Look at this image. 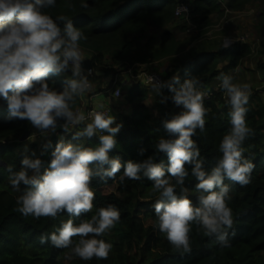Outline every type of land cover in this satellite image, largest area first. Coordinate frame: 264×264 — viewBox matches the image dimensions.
<instances>
[{
	"label": "clouds",
	"instance_id": "1",
	"mask_svg": "<svg viewBox=\"0 0 264 264\" xmlns=\"http://www.w3.org/2000/svg\"><path fill=\"white\" fill-rule=\"evenodd\" d=\"M56 4L57 0H0V98L7 102L9 118L26 119L44 136L57 129H75L73 139L77 141L61 138L47 163L33 152L22 158L18 170L8 166V184L19 193L16 210L35 219H55L66 213L68 218L54 226V231L40 234V243L66 249V259H107L113 244L105 237L120 221L119 208L108 204L96 208L90 218H79L93 210V178H114L123 169L121 183L126 178L152 181V191L159 194L153 204L154 227L173 250L181 254L192 251L190 234L194 225L220 247H229L234 216L229 206L230 185L225 181L247 185L254 167L244 156L243 147L250 132L246 122L250 85L234 83L232 74L221 73L218 77L219 87L227 97L231 127L219 142L221 155L215 166L206 170L193 139L197 130H205L208 111L204 106L207 93L201 90L200 78L183 82L178 75L162 82L152 78L151 87L162 96L161 103L168 100L162 93L167 88L173 94L171 100L181 109L164 121L168 135L155 142L156 150L166 154L167 162H157L152 156L142 161H123L119 155H110L122 127L115 124L111 109L100 104V110L85 114L74 107L77 99L92 88V70L85 74L82 68L85 57L81 41L87 36L67 15L54 16L49 11ZM81 7L87 8L88 0H81ZM233 42L224 36L221 47L228 48ZM69 71L71 75L65 76L62 90L49 85V75ZM94 135L99 139L94 146L81 142ZM49 147L50 141L43 145L42 154ZM189 167L197 181L194 187L199 196L195 203L184 187ZM22 184L28 187L21 190Z\"/></svg>",
	"mask_w": 264,
	"mask_h": 264
},
{
	"label": "trees",
	"instance_id": "2",
	"mask_svg": "<svg viewBox=\"0 0 264 264\" xmlns=\"http://www.w3.org/2000/svg\"><path fill=\"white\" fill-rule=\"evenodd\" d=\"M264 0H228L226 6L233 10H240L246 5ZM186 3L191 8V21L200 29L210 26V16L223 12L221 4L215 0H88V7H81V0H57L56 7L49 9L55 16L67 15L73 24L87 36L81 41L82 50L91 56L84 62V67L93 69L96 73L97 92L107 90L98 84L102 75L109 77L116 71H111L115 65L126 64L128 67L151 65L163 59H170L171 70L164 74V81L178 75L180 79L199 77L202 90L212 92L210 100L204 99V106L208 109L205 130H197L193 139L200 149V159L206 170L215 166L220 152L218 145L222 137L229 130V107L224 104L223 91L218 92L214 85H219L218 77L221 73L230 74L242 59L251 54L248 44H233L228 48L214 47L212 43H204L191 49L185 60H178L180 42L169 31L176 18L175 12L179 4ZM264 21V13L261 14ZM150 29L163 31L160 43L148 36ZM202 34L204 32H201ZM148 41L146 50L134 55V43ZM226 63L223 68L221 64ZM264 67V66H263ZM125 70V69H124ZM49 75L47 78L51 87L62 90L65 76ZM109 75V76H108ZM184 79V80H185ZM141 83V82H140ZM139 82L130 88L129 99L132 114L123 115L122 127L116 135L117 145L110 155H119L123 161H142L149 156L159 162H167L166 154L155 148L156 139L167 136L163 123L175 114L171 108V101L159 107L158 113L149 109L143 102L144 88ZM163 92L171 93L167 88ZM0 264H264V103L254 102L249 98L247 104L246 122L250 132L244 141V156L254 167L251 180L247 185L226 180L230 185L231 200L229 206L233 210L234 224L229 235L230 246L220 247L214 239L206 237L194 225L191 232L190 253L181 254L173 250L167 239L158 231L156 216L151 202H143L139 197V189L152 188V181L125 179L120 182L116 177H95L92 187L95 193L93 210L82 214L79 219H87L98 207L108 204L116 205L121 214L120 221L105 237L113 244L107 259L90 261L79 258L66 259V249L51 246L50 243L41 244L39 236L44 232L54 231L61 220L68 218L66 213L59 214L55 219L41 217L35 219L24 217L16 210L14 192L7 181V168L14 170L21 167L24 156H31L35 152L46 163L51 159V152L56 143L63 138L65 141L77 142L73 139V132L58 131L50 139L51 147L42 149L38 143H31L26 150H16L15 141H20L33 125L26 119L9 118L6 100L0 98ZM123 100V99H122ZM119 100V101H122ZM0 101V103H1ZM82 105L78 98L74 107ZM221 105L223 106L221 108ZM118 124V120L115 122ZM29 140V139H28ZM27 141V140H26ZM82 143L94 146L99 142L97 136L82 139ZM20 144V143H19ZM144 149L143 154L140 150ZM190 173V167H189ZM196 179L189 174L184 187L195 203L199 193L195 191ZM28 186L21 185V190ZM179 192V189H177ZM144 210V211H142ZM76 222H79L77 220ZM234 233V234H233Z\"/></svg>",
	"mask_w": 264,
	"mask_h": 264
},
{
	"label": "rangeland",
	"instance_id": "3",
	"mask_svg": "<svg viewBox=\"0 0 264 264\" xmlns=\"http://www.w3.org/2000/svg\"><path fill=\"white\" fill-rule=\"evenodd\" d=\"M222 7L224 9L222 13L219 12L210 16L211 24L205 29H200L196 23L191 21V17L184 20L180 19L169 27V31L173 33L180 42V53L177 58L178 60H185L191 49L204 43H212L214 47L219 46L222 48L221 43L224 36L230 37L234 40L232 45L238 43L248 44L251 47V54L242 59L239 66L235 70H232L230 74L234 76V83L246 82L250 85L249 98L252 97L254 102L261 101L264 103V21L261 19V14L264 13V5L259 1H255L240 10L230 9L226 6V4L222 5ZM201 32L204 33L202 34ZM162 34L163 31L150 29L146 33V39L149 38L148 36H153L152 38L155 39L157 43H160ZM147 42L148 41L143 40L141 42L138 41L134 43V55L141 54L145 51ZM172 63L174 62L170 59H163L160 62H153L151 65L149 64L141 67L138 65L128 67L126 64L115 65L111 70H108L109 73L111 71H116L115 74L112 73L109 77L102 76L99 80L97 79L98 84L105 88H110V91L108 92L109 94L107 93L108 95H110L113 90L111 87L113 80H118L121 84L127 81V85L123 87V100L121 102L119 100H114L112 102L113 106L111 108L113 112H116L115 114L120 117L119 119L115 117L116 120H118V124L122 122L123 115H126L128 112L125 107L130 105L128 99L131 85L141 82L140 84H142L144 88L146 87L141 79H132L129 77L127 72H123L124 69H132L134 75H136L138 71H157L167 73L171 70ZM225 64L226 63H222L220 67L223 68ZM184 79L185 78L180 79L181 82ZM219 85L214 86L216 89H219L218 92H221ZM97 89L98 87L95 86L94 90ZM162 93L163 96L168 97V100L165 103H161L162 96L156 95L155 91H151L150 88L146 87V91L144 92L145 101L143 103L149 109L158 113V109L162 106V104L166 105L169 101H171V108L174 112L178 113L181 111V109L171 100L172 93L166 94L163 91ZM107 94L105 93L104 95ZM222 94L224 95V104L229 107L226 103L227 97L224 92ZM103 98L104 97H102V99ZM1 104H3V101H1L0 105ZM223 106L221 105V108ZM113 107H116V109L114 110ZM117 108H119L120 111H118ZM61 130L62 129H57L55 133H50L47 136H44L41 134L39 129L33 127L31 136L33 139H29L27 141H15V144H17L16 150H26L29 148L31 143H38L43 146L45 143L50 141L53 135ZM158 196L159 194L154 193L152 188L139 189V197L143 202H151L153 199L156 200Z\"/></svg>",
	"mask_w": 264,
	"mask_h": 264
},
{
	"label": "built area",
	"instance_id": "4",
	"mask_svg": "<svg viewBox=\"0 0 264 264\" xmlns=\"http://www.w3.org/2000/svg\"><path fill=\"white\" fill-rule=\"evenodd\" d=\"M217 3L221 4V5H224L227 3L228 0H215ZM186 9V10H185ZM175 15H176V18L178 19H188L191 17V8L188 4L186 3H181L177 6L176 8V12H175ZM232 45V44H231ZM84 55V53H83ZM85 57V55H84ZM86 61V58L83 60L82 62V68L84 69L85 71V74H88V70L87 68L84 67V62ZM92 72L91 74L89 75V79L91 80L92 82V88L88 91V92H93V88L96 84V74H95V71L93 69H91ZM123 72H127L129 77H131L132 79L135 78V79H141V81L144 83V85L148 88L151 89V91H154L151 87L152 85V78H154V81H164V74L162 72H157V71H148V72H142V71H138L136 75L133 74V70L130 69V70H124ZM135 73V71H134ZM118 75V74H117ZM183 82V81H182ZM127 85V81H125V83L121 84L120 81L118 80H113L112 81V92L111 94L109 95V100L112 102L114 100H122L123 97H124V93H123V87ZM164 89H162L163 91ZM202 90V89H201ZM110 91V89L107 90V93ZM202 91H206L207 95L205 96V100H210L212 98V92L211 91H208V90H202ZM88 92H86L85 94H87ZM119 92V95L117 96V93ZM109 94V93H108ZM173 95V94H172ZM93 97H90L89 100L92 101ZM80 108L82 111L85 112V114H87L88 112L90 111H95V110H100L98 108V106H93L92 104L90 105H87V104H83L81 105ZM105 109H111V114L114 115L113 113V110L111 108V106H104ZM117 120L115 119V122ZM6 142L5 141H2L0 140V145L2 144H5Z\"/></svg>",
	"mask_w": 264,
	"mask_h": 264
},
{
	"label": "crops",
	"instance_id": "5",
	"mask_svg": "<svg viewBox=\"0 0 264 264\" xmlns=\"http://www.w3.org/2000/svg\"><path fill=\"white\" fill-rule=\"evenodd\" d=\"M83 53H84V55H85V58H86V60L87 59H89L90 58V54L89 53H87V52H85V51H83ZM125 70H127V69H125ZM96 74V73H95ZM103 76V75H102ZM109 76V75H108ZM104 77V76H103ZM133 85V84H132ZM131 85V86H132ZM105 94V93H104ZM103 94V92H97V91H93V92H88L87 94H85L82 98H81V101H82V105L83 104H87V105H90V104H92L93 106L95 105V106H98V105H100V104H103L104 106H113V104H112V102L109 100V95L107 94V95H104ZM90 97H93L91 100L92 101H90L89 100V98ZM102 97H104L103 99H102ZM121 102V101H120ZM97 104V105H96ZM125 106V105H124ZM130 106V107H129ZM129 106H127V107H125L127 110H128V112H127V114L126 115H130V114H132V106H131V104L129 105ZM113 109L115 110L116 109V107H113ZM118 109V111H120L119 110V108H117ZM114 113V112H113ZM116 113V112H115ZM114 113V116L116 117V118H120V117H118L117 116V114H115ZM130 113V114H129Z\"/></svg>",
	"mask_w": 264,
	"mask_h": 264
},
{
	"label": "water",
	"instance_id": "6",
	"mask_svg": "<svg viewBox=\"0 0 264 264\" xmlns=\"http://www.w3.org/2000/svg\"><path fill=\"white\" fill-rule=\"evenodd\" d=\"M31 136H32V132L27 133V134L22 138V141L28 140L29 137H31Z\"/></svg>",
	"mask_w": 264,
	"mask_h": 264
}]
</instances>
